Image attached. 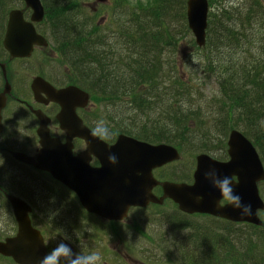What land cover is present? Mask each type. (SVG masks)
<instances>
[{
  "label": "trees",
  "instance_id": "1",
  "mask_svg": "<svg viewBox=\"0 0 264 264\" xmlns=\"http://www.w3.org/2000/svg\"><path fill=\"white\" fill-rule=\"evenodd\" d=\"M41 1L45 16L40 30L49 39L51 50L59 55L60 63L63 61L72 72L71 79L90 93L91 100L102 103L104 108L111 107L119 117L123 111H117L116 104L128 103V110L133 109L135 116L146 120L140 123L141 132H123L151 143L165 142L182 151L185 144L190 145L186 134L198 133L204 136L200 140L204 143L208 134L221 138L237 128L253 142L264 163V8L258 1L239 10L228 9L225 0H218L209 13L206 47L199 54L207 65L197 74L205 86L213 83L215 90L209 88L206 95L197 87L202 84L200 81L184 82L178 66L183 60L174 55L177 47L184 48L187 43L195 46L186 23V0H150L135 9L125 0H110L97 15L92 9H85L91 0ZM14 2L0 0V43ZM102 13L105 25L97 21ZM229 45H250L257 54L222 65L221 61H211L215 51L223 54L217 50ZM3 54L0 45V57ZM217 64L219 69L215 71ZM117 115L111 121L117 129H124L122 118L117 120ZM178 131L187 133L178 137L174 134ZM31 203L34 205L35 201ZM0 205L8 208L2 195ZM56 225L62 226L60 222ZM171 226L178 230V225ZM228 228L225 225V231ZM246 228L250 236L255 230L264 229L252 225ZM213 231L207 236V251L201 253L202 260L212 262L204 263L264 264V241L260 240L257 248L263 258L259 262L246 253L247 246L255 249L251 243L256 241L244 238L243 244V237L233 235L232 239L231 231ZM193 240L192 236L188 241ZM205 244L201 242L202 247ZM139 255L146 261L162 260L153 252ZM0 263L13 264L2 257Z\"/></svg>",
  "mask_w": 264,
  "mask_h": 264
},
{
  "label": "water",
  "instance_id": "2",
  "mask_svg": "<svg viewBox=\"0 0 264 264\" xmlns=\"http://www.w3.org/2000/svg\"><path fill=\"white\" fill-rule=\"evenodd\" d=\"M22 1L25 9L13 10L9 13L2 41V46L10 58H28L33 46H47L45 39L37 35L33 27V24L43 19L40 0ZM186 5L188 28L195 38L196 45L203 46L207 26V1L188 0ZM25 10L31 12L28 21L23 17ZM31 88L38 102L41 92L47 98V102L60 106L61 111L56 119L60 129L66 131V143L60 145L57 139H50L46 127L47 119L40 112H33L39 120L36 134L42 147L37 162L33 163L21 153H12L11 156L16 161L33 164L32 166L40 170L50 172L55 179L60 180L78 195L82 206L89 212L107 220H121L130 207L144 208L149 203L161 204L163 199L168 198L184 213L211 214L233 222L258 224L256 211L262 210L263 204L258 197L256 183L264 179V171L255 150L238 132L232 131L229 135L227 162H216L207 155H199L196 158L193 186L173 183L155 184L150 180V169L177 160L178 154L175 149L169 146H148L125 137H120L119 145L108 148L82 125L75 114L76 109L86 106L88 101L86 93L74 87L55 90L40 79H36ZM8 93L9 85L6 84L0 94V132L2 131L1 111L5 106V94ZM72 138L82 139L87 146V151L75 158L70 156ZM126 153L131 156L126 157ZM91 155L103 161L101 169H90L87 166ZM109 155H115L117 161L122 164L114 166L109 163ZM133 159L138 160V163H131L128 166L133 174L127 181L125 179L127 166L123 162ZM211 168H215L221 177L237 178V183L232 181L235 192L241 197L244 205L251 206L250 215H242L240 210L234 209L229 203L224 207L219 206L221 194L213 188L210 181L205 179V173ZM72 171L78 173V179L70 182L69 173ZM116 172L117 187L109 177ZM86 180L89 181L85 183ZM156 185L162 188L161 198L151 195V189ZM197 196L203 199L198 202ZM7 199L16 220L17 234L0 242V256L11 258L15 264H40L45 254L40 236L30 228L26 217L28 208L16 198L7 196Z\"/></svg>",
  "mask_w": 264,
  "mask_h": 264
},
{
  "label": "rangeland",
  "instance_id": "3",
  "mask_svg": "<svg viewBox=\"0 0 264 264\" xmlns=\"http://www.w3.org/2000/svg\"><path fill=\"white\" fill-rule=\"evenodd\" d=\"M125 1H127L130 7L134 8L138 4L145 5V3L150 0ZM243 1L244 0H225V6L230 9L233 4H240ZM93 2L92 8H90L91 4H89L85 6V9H92V11H94L95 5H100L97 0H93ZM99 2L102 3V1ZM217 3L218 0H210V7H213L214 4ZM13 5L18 6V8H22L23 6L22 2L18 0H16ZM101 5L107 6L108 2L105 1ZM100 17L102 18L98 20V23L105 25L106 17L103 13ZM187 44H184V48L177 47L174 50V55H179L178 58L183 60V62L178 63L179 72L182 75V78L186 80L184 81L186 84H188L190 80L194 82L200 81L202 84L196 86L204 91L202 95H206L209 93V88L213 90H215V88L212 82L208 83L210 84V87L205 86L203 84V79L197 75L198 70L203 69V62L196 55L195 50L197 49L192 48L193 46L190 43ZM51 54V49L48 50L46 56L45 54L36 52L35 56L29 61L13 62L9 65L10 68L7 71L6 79L12 87V95H15L16 98L21 101H25L24 99H27L28 96H30L25 84L28 78H30L33 73L35 74L36 71L37 73H42L43 76L50 78L56 84L64 85L62 83V78L67 79L64 66L56 60L53 54ZM55 72L58 73V77H56ZM59 76L61 77L60 79ZM3 86L4 81L0 75V91H2ZM14 102V100L9 99L7 102L8 105L2 114V124L4 129L0 135V178L8 187L0 182V189L2 192L7 191L20 197L30 206L32 200L35 201L39 210L35 213L36 225L49 234L51 237L50 243L52 249L60 242V240H64L65 242H68L78 254H86L93 250L99 251L102 255V260L105 261L103 264L117 263V260L113 257V253H117V256H119L122 261L121 264H130L128 262L131 261L137 263V261H139L138 253H154V249L158 247L161 249H158L161 253H155V255H159L162 260L169 259L177 263L183 261L188 264H206L212 262L202 260L201 253L205 254V251H207L205 246L210 242L207 236L211 235L210 231L214 232L213 230L207 232V229L216 228V233H219V231L222 232L225 227V224L222 221L203 217H200L199 219L184 218L173 212L172 208L164 209L163 207L157 209L153 208L148 211H135L131 218L121 223L105 222L98 219L92 221L91 219L81 216L75 210L74 206L71 205V203H73L72 197L56 184L49 182L44 175L26 166H17V164L11 161L6 155V150H30L29 154H32L35 151L36 144L34 143L32 145L34 136L30 132L32 126L35 125V120L26 112L24 106L25 112L22 110L23 107L21 105ZM25 102L29 103V105H33L31 98L30 101L26 100ZM127 104L128 103H117V109L123 111L121 118L122 123L125 125L124 129L138 132L141 128L140 123H144L143 121L146 120L135 116V114H133L134 110H128L129 105ZM154 114L155 110L151 112L152 117ZM86 116L92 118L91 123L97 129L104 132L108 127L107 117L103 115L101 110L91 108L86 111ZM111 116H114L113 113ZM124 129L120 128V130ZM178 133L179 131L174 134L179 137L186 134L187 131L184 133ZM174 134L172 136H174ZM219 136L220 135L211 137L210 134H208L206 136L208 137V141L200 143V140L204 138V136L198 133L186 134L185 138L190 145L185 144L183 146L181 152L182 157L179 161L180 163L167 170L164 176L170 179H174L175 177L186 179L187 174H189L193 168V157L195 154L204 151L206 153L212 152L220 154L222 147L220 145L224 135L221 138H219ZM1 195L0 192V196ZM54 218H56L63 227L55 225ZM179 220L181 222L188 220L192 225L197 224L199 228H204L205 230L202 229L199 237H196L195 240L190 242L188 239H185L190 231L184 229V232L182 233L183 235L178 236L179 243H176L174 240L175 235L168 234L166 227L168 224ZM137 223L145 224L146 237L141 238L134 233V230H132ZM14 231L15 224L12 220L10 209L6 208L4 205L3 207L0 205V239L6 235L14 233ZM235 232L237 236L241 238L243 237L241 239V243L243 244H245L244 238L249 239V241H256L251 243L255 246V249H253L252 246H247L246 253L248 256L250 255L253 259L261 262L263 258L259 256L257 248L260 247V240L264 241V229L255 230L254 234H252L254 236H250L246 226H238ZM203 240L206 243L204 247L192 244L197 241H200L201 244V242L203 243Z\"/></svg>",
  "mask_w": 264,
  "mask_h": 264
},
{
  "label": "clouds",
  "instance_id": "4",
  "mask_svg": "<svg viewBox=\"0 0 264 264\" xmlns=\"http://www.w3.org/2000/svg\"><path fill=\"white\" fill-rule=\"evenodd\" d=\"M109 163L116 164L117 157L109 155ZM205 179L210 181L215 188L227 200L234 209L241 211L242 215L251 214V206L244 205L241 197L236 194L231 177H221L215 168L209 169L205 173ZM203 197L197 196L199 202ZM40 264H103L102 255L99 251H90L86 254H78L73 251L71 245L61 240L56 246L47 252L41 259Z\"/></svg>",
  "mask_w": 264,
  "mask_h": 264
},
{
  "label": "flooded vegetation",
  "instance_id": "5",
  "mask_svg": "<svg viewBox=\"0 0 264 264\" xmlns=\"http://www.w3.org/2000/svg\"><path fill=\"white\" fill-rule=\"evenodd\" d=\"M55 75H56V74H55ZM38 76L44 78L47 82H49V83H50L51 85H53L55 88H61V87L64 86V85H58V84H56L54 81H52L51 79H49V78L46 77V76H43L42 74H40V75H38ZM41 100L44 101L45 98L41 97ZM33 106H34L35 109H39V110H41V111H42L44 114H46L47 116H51V115H53L54 113L56 114V113H57V110H58L57 107L54 106V105H52V104H48V105L34 104ZM55 114H54V115H55ZM49 118L51 119V117H49ZM49 126H50L51 129H53V120H52V119H51V122H50ZM53 130H55V129H53ZM55 136H56V137H60V134L56 132ZM77 144H78V142H77ZM6 151H7V150H6ZM19 152H21V151H19ZM7 153H9V152H7ZM22 153L28 155V153L25 152V151H22ZM7 155H9V154H7ZM30 155H31V154H30ZM30 155H29V156H30ZM155 194L158 195V193H156V192H155ZM130 264H146V263H142V262L134 263V262H131Z\"/></svg>",
  "mask_w": 264,
  "mask_h": 264
},
{
  "label": "bare ground",
  "instance_id": "6",
  "mask_svg": "<svg viewBox=\"0 0 264 264\" xmlns=\"http://www.w3.org/2000/svg\"><path fill=\"white\" fill-rule=\"evenodd\" d=\"M171 224H174V225H178V232L177 231H175L174 230V228L171 226ZM168 227H166L167 229H166V231H167V233L168 234H174L175 235V237H174V240L176 241V243H178L177 242V235L181 232V231H183L185 228H184V222H173V223H171ZM202 229H204V228H199L198 227V225L197 224H195V225H192V224H190V226L188 227V230L190 231V234H189V238H188V240H190V238L193 236L195 239H196V233L199 235L200 234V232L202 231ZM205 230V229H204ZM223 232H226L225 230L223 231ZM203 242H205L204 240H203ZM199 243H197L196 242V244L195 245H198ZM200 246H202L201 244H199ZM158 247V246H157ZM158 249H160L159 247L158 248H155L154 250H155V252L154 253H157V254H159V253H161V251H159ZM161 250V249H160Z\"/></svg>",
  "mask_w": 264,
  "mask_h": 264
}]
</instances>
